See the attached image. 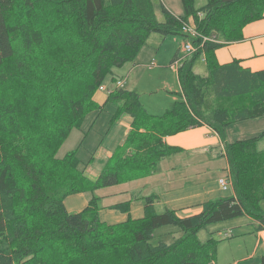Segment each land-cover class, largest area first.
<instances>
[{
    "label": "trees",
    "instance_id": "obj_1",
    "mask_svg": "<svg viewBox=\"0 0 264 264\" xmlns=\"http://www.w3.org/2000/svg\"><path fill=\"white\" fill-rule=\"evenodd\" d=\"M181 3L183 15L163 8L160 22L152 0H0V264H214L217 241H200L202 228L245 215L260 224L256 231L264 229V130L225 137L232 125L264 117V69L242 68L235 59L219 64L215 56L264 18V0ZM189 17L199 36L182 32ZM153 33L188 37L195 47L170 64L177 62L180 99L152 115L136 92L105 89L115 107L109 123L128 115L131 129L90 180L76 151L58 158V149L87 114L102 111L93 99L97 89L109 75L120 80L113 71L133 62ZM199 56L206 76L193 70ZM204 125L223 144L231 196L204 202L186 217L157 212L156 197H145L143 218L99 220L95 190L150 176L181 152L164 137ZM83 192L92 194L87 206L68 212L64 199ZM113 208L126 212L128 205ZM253 264H264V253Z\"/></svg>",
    "mask_w": 264,
    "mask_h": 264
},
{
    "label": "crops",
    "instance_id": "obj_2",
    "mask_svg": "<svg viewBox=\"0 0 264 264\" xmlns=\"http://www.w3.org/2000/svg\"><path fill=\"white\" fill-rule=\"evenodd\" d=\"M166 5L165 9L172 15L175 17L181 16L179 10L169 7L168 4ZM188 21L192 23L191 17L188 18ZM242 34L243 39L240 42L216 50L215 56L218 63L227 64L235 59L239 61L242 68L251 71L264 69V18L247 24L243 28ZM146 46H149V44H146ZM140 57L141 55H138L131 62L132 70L141 63L139 62ZM132 70H127L125 75ZM121 88L125 89L124 79ZM106 89L108 88L106 87ZM107 97L106 90L97 92L93 97L96 103L102 106V112L105 110L106 105L110 103L107 102ZM179 99L180 97L176 98V100ZM144 107L152 115H161L165 111L157 114L154 110H152L153 112L150 111L145 105ZM130 124L131 117L128 115H123L115 122L109 123L108 130L102 136L99 144H97L98 136H101L99 128L93 131L92 134L90 133L92 130H88L87 133L83 134L81 145L84 141L87 149L93 151V153L88 152L90 153V159H92L90 163L81 166L84 175L88 179L95 180L113 152L124 143L131 129ZM233 126H236V124L226 131L227 141L240 139L238 136H236L238 138H234V135L229 136ZM114 127L115 131L112 134L115 133V135H112L110 133ZM163 141L168 146L180 148L181 152L161 160L157 171L150 176L94 191V195L100 199L98 218L101 222L113 225L125 222L128 219L143 218V198L145 197H156L154 206L157 212L169 209L175 211L180 217H186L199 213L200 206L204 202L232 195L233 192L230 188L224 191L218 184V179L228 174V163L221 139L211 128L206 125L191 128L166 136ZM91 196L92 194L89 192L70 195L64 199V206L68 212H80L87 206ZM118 204H127L128 210L121 212L114 209L113 207ZM255 222L256 227L260 225L257 221ZM260 234L264 235V229L256 231L257 241L259 242ZM255 256V254H252L249 258ZM259 258L255 263H258ZM232 264L237 263L233 262Z\"/></svg>",
    "mask_w": 264,
    "mask_h": 264
},
{
    "label": "rangeland",
    "instance_id": "obj_3",
    "mask_svg": "<svg viewBox=\"0 0 264 264\" xmlns=\"http://www.w3.org/2000/svg\"><path fill=\"white\" fill-rule=\"evenodd\" d=\"M166 4L173 9L179 10L180 14L183 15L181 0H152L156 18L160 22L163 21V8L167 7ZM205 4L206 0H195V7L199 8ZM192 23L194 24L193 20ZM188 40V37L185 38L181 35L161 36L153 33L146 41L149 46L145 44L136 56L137 58L138 55H141L139 60L141 63L133 70L132 64L127 63L122 68L115 69L113 75L118 76V79H124L125 89L128 88L138 93L140 102L148 107L150 111L154 110L157 114H161L165 109L173 105L176 98H179L180 85L175 67H173L175 64L172 66L170 64L174 60V56L179 59L186 57L187 53L184 51L183 45ZM127 70L132 71L125 75ZM193 70L201 76L207 75L206 64L202 56H199L194 61ZM112 77L109 75L103 83L108 90L116 87L115 81H111ZM74 81H70L68 84L73 87ZM104 87L103 89L98 88L96 93L104 91ZM111 105L113 104L108 103L103 112H90L87 114L82 126L79 129H72L58 149V158H62L67 152L76 151L75 156L79 160V166L90 163L92 159H90V153L88 152L93 153V151L87 149L86 142L83 141L81 145V138L88 130H92L90 132L92 134L94 133L93 131L99 128L101 136H98L97 144L100 143L102 136L105 135L109 127V114H112L115 109L114 105ZM51 113L54 118L60 119L61 115L56 111ZM263 130L264 117H261L236 124V126L231 128L229 136L234 135V138L245 139L258 136ZM114 131L115 127L110 134ZM112 135H115V133ZM225 177L232 185L230 174ZM260 205L264 209V200L261 201ZM255 223V220L242 215L234 219L212 223L202 228L198 233V238L202 242L207 241L209 238L217 241L216 262L214 264H232L233 262L237 264H253L263 254V249L259 241H257ZM166 228H170V226ZM164 238H166L165 242L167 243L171 241L169 237ZM252 254L256 256L249 258Z\"/></svg>",
    "mask_w": 264,
    "mask_h": 264
},
{
    "label": "built area",
    "instance_id": "obj_4",
    "mask_svg": "<svg viewBox=\"0 0 264 264\" xmlns=\"http://www.w3.org/2000/svg\"><path fill=\"white\" fill-rule=\"evenodd\" d=\"M182 32L187 34L189 37L199 36V34L195 30L194 24L189 22V21H187V23H184L182 25ZM202 40L203 41L213 40V38L202 37ZM183 48L187 54H191V53L195 52V47L191 43L190 39L184 43ZM176 63L177 62H175L174 64H176ZM173 67H175V66H173ZM122 86H123V80L120 79L116 82V87L121 88ZM100 89H103V86L100 87ZM104 90H105V87H104ZM218 184L220 185L221 189L224 191H226L230 188V182L225 177L219 178ZM259 243H260V245L264 251V235H262V234H260V242Z\"/></svg>",
    "mask_w": 264,
    "mask_h": 264
}]
</instances>
